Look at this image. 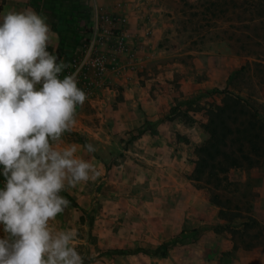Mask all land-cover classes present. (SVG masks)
Instances as JSON below:
<instances>
[{"label": "rangeland", "instance_id": "1", "mask_svg": "<svg viewBox=\"0 0 264 264\" xmlns=\"http://www.w3.org/2000/svg\"><path fill=\"white\" fill-rule=\"evenodd\" d=\"M19 1L24 9L41 11L50 26L55 22L73 32L71 38L65 35V43L60 46L61 54L66 49L71 53L70 60L65 61L70 67L61 78L69 70L80 68L78 87L88 98L77 109L76 125L64 135L66 144L91 143L87 132L79 126L85 121L94 122L99 129L103 115L89 101L110 98V90L121 92L122 70L126 76L128 68L138 66L137 84L142 87L149 86L150 73L153 76L159 72V65L151 70L139 67L141 50L145 48L142 44L137 49L132 43L139 26L132 30L131 26H137L138 22L126 14L135 11L140 15V10L142 16H147L140 25L145 37L150 38L155 30L160 34L158 26H165L161 29L160 48L178 51L186 66H195L196 58H202L205 66L204 57L214 53L216 56L233 54L238 66L229 74L227 85L216 87L217 94H222V102L227 96L240 97L247 107L259 113L256 128L250 134L252 145L246 144L244 149L257 165L251 166L239 153L241 135L236 133L227 152L239 159L238 165L218 179L208 178L200 183L193 180L181 190L179 185V189L171 190L162 182L166 180L165 175L157 174L162 163L154 156L126 153L140 132L125 135L117 151L100 137L92 142L97 148L95 153H86L81 147L78 155L91 159L101 175L95 181L81 183L62 193L70 205L52 226L77 230L74 246L86 258L91 257L85 264H230V251L220 252L219 237L223 234H227L223 236L232 240L235 248L249 251L264 246V178L259 173L264 168V0H101L105 8L99 13L95 10L96 0L84 3L81 0ZM5 3L6 0H0L3 7ZM109 4L113 10L106 9ZM156 10V18L152 19L150 16ZM6 12H0V16ZM147 26H154L155 30L148 32ZM95 32L97 37L91 47ZM143 41L146 40L142 38ZM223 76L217 72L214 78L220 80ZM108 146L113 149L107 157L102 154ZM223 163L224 168L228 167L229 162ZM0 187H3L2 176ZM211 192L223 200L227 219L221 218L220 209L208 201ZM192 207L198 212L192 211ZM188 214L193 218L195 214L202 215L209 222L187 224L183 217ZM213 214L224 221L212 222ZM234 214L239 218L229 221ZM158 248L160 253L152 255Z\"/></svg>", "mask_w": 264, "mask_h": 264}, {"label": "clouds", "instance_id": "2", "mask_svg": "<svg viewBox=\"0 0 264 264\" xmlns=\"http://www.w3.org/2000/svg\"><path fill=\"white\" fill-rule=\"evenodd\" d=\"M55 33L33 9L0 16V264H85L75 228L52 222L69 207L62 193L101 173L65 143L87 94L78 74L48 49Z\"/></svg>", "mask_w": 264, "mask_h": 264}, {"label": "crops", "instance_id": "3", "mask_svg": "<svg viewBox=\"0 0 264 264\" xmlns=\"http://www.w3.org/2000/svg\"><path fill=\"white\" fill-rule=\"evenodd\" d=\"M96 1L98 5L95 10L98 13L99 11L102 12L105 4L101 3V0L100 2ZM19 2L17 0H6L1 13L6 10H23L25 7L23 3ZM84 2L86 0H81V3ZM19 4L20 7H18ZM17 8L19 9L17 10ZM86 9L89 12L91 11L90 8ZM106 9L113 10L114 7L109 4ZM35 10L42 15L41 11ZM119 12L122 13V11ZM134 12L126 15L129 18L132 15L131 19L138 22L137 26H131L132 30H136L139 26L137 34H134L132 43L137 49L142 44L145 48L144 51L141 50L143 57L140 60L139 67H146L151 70L155 65H159V72L153 74V76L150 73L148 77L149 86L142 87L137 84L140 79L139 74H137L138 70L140 71V68H137L138 66H135L134 69L128 68L126 76H124L125 72L122 70L120 75L122 80L119 82L122 88L121 92L110 90L108 91L109 96L111 95L110 98H95L89 101L92 106H96L97 113L103 115L100 119L99 129L96 127L97 125L95 126L96 123H88L86 121L83 126L79 127L87 132L86 135L91 143L100 137V140L111 144L115 151L121 149L123 145L122 139L125 135L129 136L131 135L130 133L140 132L139 137L132 142L126 153L154 156V159L159 160V164L162 163V168L158 170L157 174L165 175L166 177V180L161 181L171 190L179 189L178 185L181 190L182 187H188V184L193 181L192 175L197 160L196 149L211 138L206 129L209 122L208 113L215 106L221 105L223 98L222 94H217L216 87L228 84L229 74L237 68L238 60L233 54L216 56L215 53L208 52L212 55L204 57L207 61L205 66L203 65V60H201L202 58L195 59L193 62L195 66L192 64L186 66L183 63L182 55L178 51L167 50L164 47L160 48L161 43H163L161 42V39H163L161 29H164L165 26H158L161 28L157 29L160 34H156L154 26H150V28L147 26L149 28L148 32H151V30H155V32L153 31L150 34L152 35L150 38L145 37L146 34L144 31L142 32L143 29L140 28V25H142L147 16H142L141 10L139 11L140 15ZM157 12L158 10L151 14L150 17L155 19L156 17L154 16L157 15ZM44 17L46 16L44 15ZM46 19L48 22L47 17ZM51 28L55 33V37L53 45L48 50L56 55L57 49L65 43V35H69L71 38L73 32L69 31L66 26L55 25V22ZM142 38L146 41L142 42ZM68 40L70 41L71 39ZM77 42L79 43L80 41ZM61 56L64 61L70 60L71 53L66 49ZM217 72L225 75L223 79L217 80L214 78ZM104 95L106 96L105 93H103ZM112 149L111 146L105 147L102 155L108 157ZM141 149L143 150L141 151ZM259 173L264 178V168L260 169ZM212 207L219 210L215 205ZM190 209L198 212L197 208L192 207ZM185 217L186 219L184 220ZM183 220L187 224L192 222L207 223L208 221L207 219L203 220L202 215L198 216L197 214H195V218L191 214L185 215ZM211 221L222 223L224 220L213 214ZM223 235L219 237L221 238L220 252L230 251L228 255L230 264H264V246L246 251L242 247L235 248L233 241ZM215 237H218V235H215ZM243 256H247V258L244 259Z\"/></svg>", "mask_w": 264, "mask_h": 264}, {"label": "trees", "instance_id": "4", "mask_svg": "<svg viewBox=\"0 0 264 264\" xmlns=\"http://www.w3.org/2000/svg\"><path fill=\"white\" fill-rule=\"evenodd\" d=\"M3 6L0 5V12ZM59 59L62 58L60 47L56 51ZM252 108L244 104L242 98L237 96H227L221 105L212 108L209 115V122L206 126L211 138L204 145L196 149L197 160L195 162V170L192 179L195 182H202L205 179H218L221 174H225L230 168L236 167L239 163L238 158H232L228 155L230 142H234L233 135H241L239 153L243 158L250 162L251 166H255L258 162H252L245 154V145H252L250 134L256 128L259 113L253 112ZM264 124V122H263ZM223 161L229 162L228 167L224 168ZM209 201L220 209L221 218L227 219L225 212V204L218 194L210 193ZM239 218L234 214L229 221ZM160 248L152 252V255H158ZM163 256L165 254H161Z\"/></svg>", "mask_w": 264, "mask_h": 264}, {"label": "built area", "instance_id": "5", "mask_svg": "<svg viewBox=\"0 0 264 264\" xmlns=\"http://www.w3.org/2000/svg\"><path fill=\"white\" fill-rule=\"evenodd\" d=\"M96 37H97V33L95 32V33L93 34V40H92V42L90 43L91 47H93V45H94V43H95L94 41H95V38H96ZM87 58H88V56L86 57V59H87ZM86 59H85L84 61H86ZM72 72H76V73L79 75V74H80V68L77 69V70H74V71H73V70H72V71L69 70L67 73L70 74V73H72ZM68 74H67V75H68Z\"/></svg>", "mask_w": 264, "mask_h": 264}]
</instances>
